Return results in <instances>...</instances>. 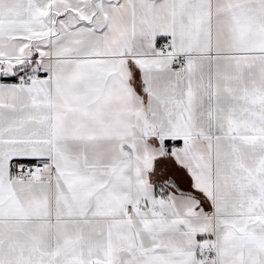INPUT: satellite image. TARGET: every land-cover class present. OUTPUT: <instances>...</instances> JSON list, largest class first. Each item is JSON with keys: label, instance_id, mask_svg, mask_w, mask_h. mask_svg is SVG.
<instances>
[{"label": "snow or ice", "instance_id": "1", "mask_svg": "<svg viewBox=\"0 0 264 264\" xmlns=\"http://www.w3.org/2000/svg\"><path fill=\"white\" fill-rule=\"evenodd\" d=\"M0 264H264V0H0Z\"/></svg>", "mask_w": 264, "mask_h": 264}]
</instances>
